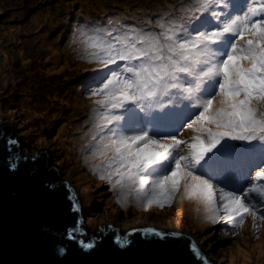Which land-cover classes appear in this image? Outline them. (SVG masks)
Here are the masks:
<instances>
[{
    "label": "snow or ice",
    "instance_id": "obj_1",
    "mask_svg": "<svg viewBox=\"0 0 264 264\" xmlns=\"http://www.w3.org/2000/svg\"><path fill=\"white\" fill-rule=\"evenodd\" d=\"M79 38L97 65L93 139L110 169L100 179L119 186L117 199L171 206L182 188L213 221L255 216L252 200L264 206V0H183L147 30L93 26ZM185 128L194 134L180 139Z\"/></svg>",
    "mask_w": 264,
    "mask_h": 264
},
{
    "label": "rangeland",
    "instance_id": "obj_2",
    "mask_svg": "<svg viewBox=\"0 0 264 264\" xmlns=\"http://www.w3.org/2000/svg\"><path fill=\"white\" fill-rule=\"evenodd\" d=\"M182 2L0 0V123L12 126L22 155L46 150L50 165L58 168V181L72 183L81 199L87 236L96 235L99 224L129 225L127 229L157 224L194 236L218 264H264V206L256 199V215L244 214L243 223L234 224L197 218L196 205L190 202L186 208L182 203V188L171 206L138 205L132 195L118 200L119 186L100 179L110 169L93 139L99 138L97 97L91 95L97 65L86 58L79 32L93 26L147 30ZM193 134L185 128L179 138Z\"/></svg>",
    "mask_w": 264,
    "mask_h": 264
},
{
    "label": "water",
    "instance_id": "obj_3",
    "mask_svg": "<svg viewBox=\"0 0 264 264\" xmlns=\"http://www.w3.org/2000/svg\"><path fill=\"white\" fill-rule=\"evenodd\" d=\"M12 136V126L0 123V264H218L176 229L142 224L120 230L111 222L87 236L72 183L58 181L46 150L22 155ZM77 224L76 239H69L68 229Z\"/></svg>",
    "mask_w": 264,
    "mask_h": 264
},
{
    "label": "bare ground",
    "instance_id": "obj_4",
    "mask_svg": "<svg viewBox=\"0 0 264 264\" xmlns=\"http://www.w3.org/2000/svg\"><path fill=\"white\" fill-rule=\"evenodd\" d=\"M2 55H5L4 52L2 53ZM1 73L3 74V79H7V74L4 73V70H1ZM1 76V74H0ZM183 195V191L181 193ZM184 201H182V203L184 202V206L187 208V206L189 205L190 202L194 203L196 205V212H197V218L200 217L201 219H205L204 217L206 216L205 213H204V209H203V206L200 205L199 203H197L196 201L194 200H189L187 198H184L183 199ZM207 218V217H206ZM198 220V219H197ZM117 224V223H116ZM146 224V223H144ZM142 225V223H141ZM157 225V224H156ZM117 227L120 228V230H123V229H127V227H129V225H123V226H120L119 224L116 225Z\"/></svg>",
    "mask_w": 264,
    "mask_h": 264
},
{
    "label": "clouds",
    "instance_id": "obj_5",
    "mask_svg": "<svg viewBox=\"0 0 264 264\" xmlns=\"http://www.w3.org/2000/svg\"><path fill=\"white\" fill-rule=\"evenodd\" d=\"M177 230V229H176ZM180 231V230H179ZM192 236V235H191ZM193 238H195L194 236H192Z\"/></svg>",
    "mask_w": 264,
    "mask_h": 264
}]
</instances>
